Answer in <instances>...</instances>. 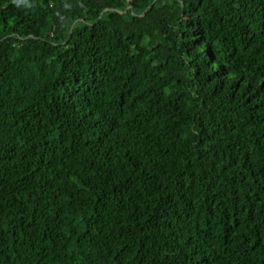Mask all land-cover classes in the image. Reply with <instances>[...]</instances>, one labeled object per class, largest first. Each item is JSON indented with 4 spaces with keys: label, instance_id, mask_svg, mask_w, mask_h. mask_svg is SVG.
Listing matches in <instances>:
<instances>
[{
    "label": "trees",
    "instance_id": "obj_1",
    "mask_svg": "<svg viewBox=\"0 0 264 264\" xmlns=\"http://www.w3.org/2000/svg\"><path fill=\"white\" fill-rule=\"evenodd\" d=\"M0 264H264V0H0Z\"/></svg>",
    "mask_w": 264,
    "mask_h": 264
}]
</instances>
